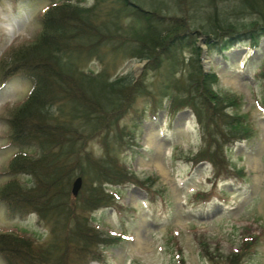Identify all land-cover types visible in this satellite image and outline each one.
I'll return each instance as SVG.
<instances>
[{"label":"trees","instance_id":"trees-1","mask_svg":"<svg viewBox=\"0 0 264 264\" xmlns=\"http://www.w3.org/2000/svg\"><path fill=\"white\" fill-rule=\"evenodd\" d=\"M76 1L42 8L34 15L37 30L28 43L11 48L9 61L5 55L0 59V87L13 78L29 82L6 120L7 143L19 151L6 164L9 179L0 187V203L13 217L35 216L48 233L40 242L23 231L0 230L5 264L104 263L102 248L121 241V234H103L90 214L119 211L117 194L108 188L134 186L151 201L157 193L154 181L139 179L116 152L129 142L122 139L120 123L145 96L153 102L149 116L142 113L139 119L191 113L200 144L186 160L210 167L211 191L219 182L243 177L226 156L250 131L237 110L241 99L216 89L217 74L204 71L198 39L205 38L208 54L215 52L224 63L236 45L257 50L264 37V0H93L89 6ZM243 12L251 16L248 21L230 16ZM106 57L144 65L136 77L116 75L103 64ZM92 62L101 68L89 69ZM150 72L161 79L154 91L147 81ZM92 141L102 154L89 148ZM77 177L82 187L73 197ZM211 191H198L195 199L207 202ZM258 236H246L225 263L240 264Z\"/></svg>","mask_w":264,"mask_h":264},{"label":"rangeland","instance_id":"rangeland-1","mask_svg":"<svg viewBox=\"0 0 264 264\" xmlns=\"http://www.w3.org/2000/svg\"><path fill=\"white\" fill-rule=\"evenodd\" d=\"M56 1L77 2L0 0V59L5 55L3 58L9 61L7 54L11 48L28 43L37 30L34 15ZM92 2L80 0L85 6ZM230 16L239 22L251 17L248 12ZM198 45L207 56L202 62L217 74L216 89L241 99L237 110L245 116L250 131L248 138L227 149L226 156L231 168L240 171L243 177L219 182L215 191H211L210 167L191 166L186 160L200 144L191 113L183 111L172 118L159 113L154 120L144 116L139 119L142 113L149 116L153 97L137 100L135 110L120 123L125 132L122 139L129 142L116 147V152L139 179L154 181L152 189L157 193L151 201L134 186L108 188L117 194L119 211L99 209L90 216L103 234H121V241L102 248L103 264H226L246 236L258 234L256 245L240 264H264V66L260 64L264 37L259 39L257 50L236 45L226 52L227 63L215 52L208 54L205 38L200 37ZM190 53L189 49L184 50L187 58ZM113 62L116 70L111 67ZM141 63L111 57L103 61L110 73L129 72L133 77L142 71L138 68ZM101 66L95 62L87 65L92 70ZM147 81L154 91L161 79L150 72ZM28 89L29 84L17 78L0 87V187L9 179L5 171L8 160L19 151L7 143L6 120L10 109L25 97ZM89 148L96 155L102 154L97 141H92ZM201 190L213 193L209 201L195 199ZM0 230L23 231L40 242L48 237L45 224L35 216L13 217L1 203ZM0 264H5L1 258Z\"/></svg>","mask_w":264,"mask_h":264},{"label":"water","instance_id":"water-1","mask_svg":"<svg viewBox=\"0 0 264 264\" xmlns=\"http://www.w3.org/2000/svg\"><path fill=\"white\" fill-rule=\"evenodd\" d=\"M202 43H204V40H202ZM201 57H202V61L205 59H207V56H206V52L203 50L202 51V55H201ZM202 64L204 65H206V63L205 62H202ZM144 65V62H142L141 64H140V66L138 67L139 68V70H141L142 69V66ZM203 66V68H204V70L207 72L208 70H209V68H208V66ZM81 186H82V180H81V178H76L74 181H73V183H72V186H71V194H72V196L73 197H76L77 195H78V193H79V190H80V188H81Z\"/></svg>","mask_w":264,"mask_h":264}]
</instances>
